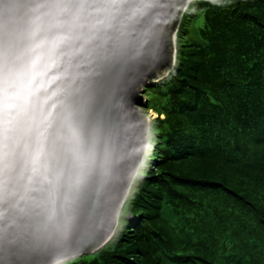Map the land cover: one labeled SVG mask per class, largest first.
Segmentation results:
<instances>
[{
    "label": "water",
    "instance_id": "obj_1",
    "mask_svg": "<svg viewBox=\"0 0 264 264\" xmlns=\"http://www.w3.org/2000/svg\"><path fill=\"white\" fill-rule=\"evenodd\" d=\"M190 1L0 0V264L110 238L146 147L136 88L167 75Z\"/></svg>",
    "mask_w": 264,
    "mask_h": 264
},
{
    "label": "trees",
    "instance_id": "obj_2",
    "mask_svg": "<svg viewBox=\"0 0 264 264\" xmlns=\"http://www.w3.org/2000/svg\"><path fill=\"white\" fill-rule=\"evenodd\" d=\"M194 1L111 237L62 264H264V0Z\"/></svg>",
    "mask_w": 264,
    "mask_h": 264
},
{
    "label": "rangeland",
    "instance_id": "obj_3",
    "mask_svg": "<svg viewBox=\"0 0 264 264\" xmlns=\"http://www.w3.org/2000/svg\"><path fill=\"white\" fill-rule=\"evenodd\" d=\"M193 1H192V3H190L191 4L190 6H189V4H187L185 6L184 10L180 14V17H181L182 13L185 12V10L187 9V7L189 6V10L190 11L188 13L186 12L185 13V16L188 17V14H190L193 18H195L194 20H192L191 22H189V23L186 24L185 27L187 28V32L186 33H183V38H195V39H197L198 38V34H197L198 27L202 26V22H203V12L200 10L201 4L198 3L197 1L196 2L195 1L193 2ZM179 21H180V19H179ZM176 27H177V25H176ZM171 29H173V28L164 27L163 28V32H166L165 35H168V37L170 38V40L172 42V48H173V45H175L177 33H176V28H175V30H171ZM173 56H174V51H173ZM172 63H173V61H172ZM171 66H172V64H171ZM164 71H159V72L156 71V74L154 76H152L150 78H146V79H149L151 81H148V82H145V83H141L136 88L137 93L143 98L142 101L144 103L143 102H140V103L134 104V106H136V112H137V114H139L140 116L146 118V120H147V127H148V123L157 116L156 115L157 112L155 111V109L153 107H151V104L145 99V97H144V95H145V89L151 83H156L158 80L162 79L163 77H160V76H162V75H160V73L163 74ZM151 88H155V86L154 87H151ZM144 149H145V146H144ZM142 153H144V150H143ZM140 162L138 163V165L140 164ZM138 165H137V167L135 169V172H136V170L138 168ZM135 172L133 174L132 179L135 176ZM132 179H131V181H132ZM120 216H121V214H120V211H119V219H120ZM77 256H79V255H77ZM74 257H76V256H74ZM74 257H71V258H74ZM62 263H64V262H61L60 264H62Z\"/></svg>",
    "mask_w": 264,
    "mask_h": 264
},
{
    "label": "clouds",
    "instance_id": "obj_4",
    "mask_svg": "<svg viewBox=\"0 0 264 264\" xmlns=\"http://www.w3.org/2000/svg\"><path fill=\"white\" fill-rule=\"evenodd\" d=\"M192 1L193 0H191L188 4L190 5V3H192ZM185 8V7H184ZM184 10V9H183ZM182 10V11H183ZM178 24H179V21H178V23H177V27H175L176 28V31H177V28H178ZM175 30V29H174ZM173 51H174V56H173V63H172V66H173V64H174V61H175V48H174V45H173ZM172 66L170 67V69L172 68ZM170 69H169V71H170ZM169 71H168V73H169ZM168 73H167V75H168ZM164 78V77H163ZM149 81H151V80H149ZM157 115V114H156ZM147 139V138H146ZM146 145H147V140H146ZM146 148V147H145ZM145 151V150H144ZM143 155H144V153H143ZM142 155V156H143ZM141 159H142V157H141ZM141 159H140V161H141ZM130 185V184H129ZM129 188V187H128ZM127 192H128V189H127ZM127 194V193H126ZM126 196V195H125ZM125 198V197H124ZM124 200V199H123ZM123 202V201H122ZM121 205H122V203H121ZM121 207V206H120ZM119 210H120V208H119ZM118 215H119V211H118ZM117 221H118V217H117ZM117 224V223H116ZM116 227V226H115ZM115 229V228H114ZM113 233V232H112ZM111 237V236H110ZM67 261V260H66ZM66 261H64V262H66ZM60 264V263H59Z\"/></svg>",
    "mask_w": 264,
    "mask_h": 264
}]
</instances>
